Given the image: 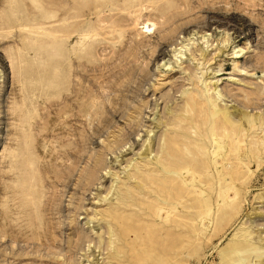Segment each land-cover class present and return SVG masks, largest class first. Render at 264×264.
I'll return each instance as SVG.
<instances>
[{
  "label": "rangeland",
  "instance_id": "1",
  "mask_svg": "<svg viewBox=\"0 0 264 264\" xmlns=\"http://www.w3.org/2000/svg\"><path fill=\"white\" fill-rule=\"evenodd\" d=\"M0 264H264V0H0Z\"/></svg>",
  "mask_w": 264,
  "mask_h": 264
},
{
  "label": "bare ground",
  "instance_id": "2",
  "mask_svg": "<svg viewBox=\"0 0 264 264\" xmlns=\"http://www.w3.org/2000/svg\"><path fill=\"white\" fill-rule=\"evenodd\" d=\"M151 26H154V23H147L146 24V29H148V28H150ZM181 51L179 50V52L178 53H180ZM215 143H217V146H218V150H215L214 152H213V157H215V158H213L214 160V164H215V166H216V168L215 169H217V166L219 165V164H221L222 163V161H223V157H222V155L220 154V149H221V147L223 146V144H222V142L220 143V142H217L216 140H215ZM145 153L146 154H148L149 153V150L148 149H145ZM183 177H184V179H183V183L184 184H188V182H191L193 179H195L194 178V175H193V173H192V171H191V169H185L184 170V175H183ZM227 188V187H226ZM225 188V190H224V193H225V195L227 196V197H232V196H234V193H231V192H229V190L232 188V186L231 187H228L227 189ZM220 197V196H219ZM205 202H206V200H205ZM219 203H220V201L219 202H217V206H219ZM159 205V206H158ZM156 208V215H157V217L159 218V219H161V220H163V221H171L170 220V217H171V215H172V213H171V211L169 210V209H165V208H163V207H160V204L158 203V204H156V205H154ZM158 206V207H157ZM208 214H209V211H210V208H208ZM202 225H204L205 227H209L210 226V221H208L207 222V224H204V223H202ZM170 225L168 224V227H169ZM122 227V226H121ZM137 227L138 228H140V225H137ZM171 228H173V227H171ZM184 230V235H185V238L186 239H182V238H179V237H176L175 235H169V234H166V236H167V238H172V239H178V240H180L181 242H183V244H182V246L181 247H188V246H190L191 245V241L189 240V235H190V233H191V230L189 229V228H183ZM135 231V229L132 227V228H121V232L124 234V239L126 240V241H128L130 238H131V234H133V232ZM134 235V234H133ZM135 237H137L136 235H134ZM138 239H140V237H138ZM88 247H90V243H89V245H88ZM178 249L179 248H177L176 250H175V255L176 256H178V254H180L181 252H178L177 253V251H178Z\"/></svg>",
  "mask_w": 264,
  "mask_h": 264
}]
</instances>
